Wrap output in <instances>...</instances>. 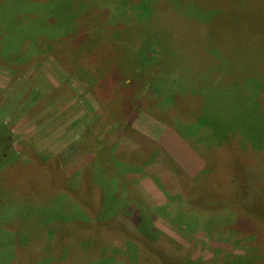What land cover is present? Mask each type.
<instances>
[{
  "label": "rangeland",
  "instance_id": "rangeland-1",
  "mask_svg": "<svg viewBox=\"0 0 264 264\" xmlns=\"http://www.w3.org/2000/svg\"><path fill=\"white\" fill-rule=\"evenodd\" d=\"M63 1L0 0V264H158L138 214L171 264H264V220L213 203L264 161L237 123L264 124V0Z\"/></svg>",
  "mask_w": 264,
  "mask_h": 264
},
{
  "label": "trees",
  "instance_id": "trees-1",
  "mask_svg": "<svg viewBox=\"0 0 264 264\" xmlns=\"http://www.w3.org/2000/svg\"><path fill=\"white\" fill-rule=\"evenodd\" d=\"M72 1L71 0L63 1V3H61V4L56 3V5H59V6L55 7L56 12L58 13V15H57L59 18L58 20L62 24L66 23L68 17L71 18V19L69 18L71 21L76 16L75 5L71 11H68L72 7L71 5H69L70 3L72 4ZM48 3H49V1H48ZM72 11H74V12L72 13ZM154 53L156 54L154 59L151 57H143L142 58V60L144 61L143 64L145 66H149L150 64L154 65V64H156L158 62H162L164 60V58L161 57L157 53V50L154 51ZM255 102H256L255 104L260 106V108H262V106L264 105V86H262V89L260 90V94L257 97V100ZM257 109H258V106L249 108L248 118H250L251 115H254V117L255 116L257 117V114H258ZM204 116H207V115H204ZM201 120H202V118L200 119L199 122H201ZM203 120H205V119L203 118ZM237 123L240 124V127L238 130L240 132L242 131L247 137L252 138L254 140L255 145L253 143L252 144L254 146H256V148L257 147L260 148V150H255V148L252 149L251 146H248V150H250V152L260 153L262 155V158H264V141L262 142V144H259V142L261 141L260 139L264 136V124H262V127H261L262 129H260L257 126V124L253 121H250L249 124H246V125H243L244 122H237ZM230 130H232V128ZM232 132H235V131L232 130ZM202 136L203 135L196 136V137H198L197 140L200 141L202 138L205 141L206 137L205 136L202 137ZM256 137H257V139H255ZM249 144L252 145L251 143H249ZM152 149L153 148H151L149 151L151 152ZM254 155H255L254 158L251 155V158H250V161L248 164H246L244 162V159H241L240 155L236 154L237 157L234 158L235 160L233 162L234 166H233L232 173L235 177L234 182L235 181L237 182V185H236L237 189H234L231 191L233 193L239 191V193L242 196V200H240L238 202H234V200L236 201V199L233 200V198H232L233 194L230 193L229 190H227L230 187L229 182L226 183V185H225L223 182L221 183L220 180H217L220 182H218L219 186L215 187V188L218 190H221V191L217 192V197H218L217 199L218 200L216 202L213 201V203H214L215 207H217V205L222 206V208L224 209V207H225L226 210L238 208V210H240L239 211L240 213L245 214V216L247 215L251 219L253 218V220H255L257 223H258L257 220H261L260 224L263 225L262 221L264 220V161H262L256 165L257 155L256 154H254ZM170 161L172 162V160H170ZM239 162L242 163L243 165H241V166L237 165V164H239ZM211 163H212V161H211ZM44 165H46V164H44ZM212 166H213V164H212ZM92 170L96 171L95 169H92ZM199 175L202 176V173ZM68 178L71 179L70 180L71 184L75 181L73 183L75 186L77 185V182L80 179V178H77V176L68 177ZM67 180L68 179H66V181ZM75 186H73V188H76ZM104 186H106V185H104ZM104 186L101 188L103 190H101V192L99 194V198H96L98 196H94V195L89 197V199H90L89 202L91 203L92 208L97 207V205L100 203L99 205L102 207V209L100 211H102L104 206H105V204H104L105 200L106 199L110 200V198H109L110 196L107 194L108 189L105 190ZM88 191H91V189H88ZM200 205L203 206L204 204H199L198 206H200ZM100 206H98V207H100ZM212 206H213V204H212ZM214 206L212 208H214ZM205 207H207V205ZM111 212H113V209H111V211L107 212V213H111ZM136 218H137V220H136L137 221V223H136L137 230L143 236H140L136 232H133L132 234L134 236H138L137 237L138 240H141L142 242L149 243L150 245H151V243L153 244L152 248H151V253H153L158 264H171L169 257L170 258H173V257L171 255H169V253H167L168 251L166 249L161 248L159 245H156V244H158L157 242H159V241H157V242L154 241L153 236L151 235V233L148 230H145V231L143 230L144 226L142 227L143 219L141 218V216L138 214L136 216ZM118 220H119V223L115 226L114 224ZM102 221H103L102 224L100 223L99 226H105L103 229L105 231H107V233L113 232L115 230L120 231L122 233L123 232L125 233V231H126V227L123 224L122 219L118 215H113V216H111L109 214L105 215L103 217ZM83 229H85V227ZM83 229H81V230H83ZM141 229H142V231H141ZM88 232H90V230H88ZM96 232H98V230H96ZM96 232H95V235H96ZM93 240L96 241L95 242L96 247H98L100 245L99 243L101 242L100 238H98V236H96V238ZM147 247H149V246H147ZM144 261H145V263L141 262V264H147V261L146 260H144Z\"/></svg>",
  "mask_w": 264,
  "mask_h": 264
}]
</instances>
